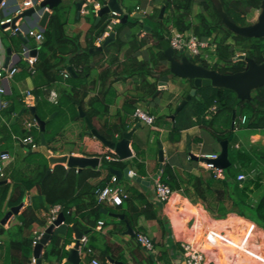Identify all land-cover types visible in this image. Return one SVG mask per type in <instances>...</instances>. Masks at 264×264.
<instances>
[{
    "label": "trees",
    "instance_id": "obj_1",
    "mask_svg": "<svg viewBox=\"0 0 264 264\" xmlns=\"http://www.w3.org/2000/svg\"><path fill=\"white\" fill-rule=\"evenodd\" d=\"M122 4L131 2L126 6L128 13H131L138 6L147 2L161 1V7L169 1L165 15L160 18L161 8H155L149 19L150 29L147 31L149 37L139 39L135 34L128 40H123L120 32L126 26H144V18L132 17L121 26L113 25L118 36L115 41L109 44L103 51L92 53L90 48L96 46V41L102 38L107 32L111 23V14L103 15L98 22L96 17L92 20V26L88 33V41L85 46L73 49L71 52L68 38L64 32L65 21L61 13L67 11L64 6L56 8L51 16V21L44 33V41L39 49L38 62L36 64V86L33 94L36 97V114L41 119L49 118L46 124L45 137L51 141L60 130L71 121L84 122L85 129L89 130L84 118L80 116L79 107L92 121L102 111L107 113L109 104L107 94L112 78L117 80L135 78L140 84L143 94L141 97H132L126 100V107L130 110L127 113H134L136 108L131 109L133 103L138 99L152 100L159 96L155 95L158 90L156 82L149 78L167 74L168 59L166 55V42H170L171 30L176 28L180 31L193 30L201 40L212 39L215 45L217 61L211 66L221 73H236L246 69L247 62L244 60L234 61L240 53L257 64L264 62V37H252L233 31L224 23L222 12L239 26L250 25L246 16L264 3V0H119ZM199 5L201 10L195 13V7ZM221 8V9H220ZM95 15L93 6L90 7ZM148 38L152 41L150 57L140 60L139 56L143 47L148 44ZM123 54L121 58L120 55ZM198 61L197 59H193ZM210 67L209 64L202 62ZM99 67L97 77L89 80L95 66ZM72 67L75 74L70 72L69 77L64 78L62 71ZM69 71V70H68ZM63 81L69 87L59 89L56 100H50V83ZM93 91L95 95L86 100L88 94ZM8 105L0 111V154L13 152L15 142L31 135L37 143L41 140V131L37 126L26 128L24 125L27 114L34 116L29 108L25 106L18 94L8 95ZM21 108L25 112L18 120L15 116ZM236 110L235 123L233 125V111ZM127 111V108H126ZM207 114L210 117L207 118ZM246 121L242 122V118ZM4 118V120H3ZM114 120V119H113ZM127 120V121H126ZM134 121V120H133ZM130 117L121 118L118 122L109 119L98 118L100 125L95 126L99 133L107 140L115 141L123 132L127 131L132 122ZM200 125L207 129L217 140L228 139L235 130L264 131V85L252 91L249 100H239L237 93L230 88L223 86L200 87L197 95L193 97L186 106L177 113L176 119L171 127L170 138L178 140L182 130ZM237 137L229 142V159L231 165L224 170V177H216L214 172L202 171L196 176L190 172L183 173V179L170 163L162 167L161 181L169 185L173 190L190 192L187 184H191L196 195L213 212L224 215L233 211L241 216L249 218L257 224L264 226V149L253 147L245 149L236 146ZM108 156L102 157L103 164L124 168L123 161H109ZM27 164L28 171L21 170L19 164ZM100 174L99 170L85 168L78 171L71 168L69 171L63 164L55 165L50 171L49 162L43 153H28L25 157L16 162L5 165L3 176L0 180L11 179V182L0 183V219L2 210L7 204L9 208L20 205L26 193L37 186L43 201L51 206H60L64 213V224L56 229L50 242L49 251L43 254L56 257V264H61L69 251L61 244L62 234L71 224L86 232L94 227L101 217V205L92 193V186L89 182L91 177ZM245 175L239 179V175ZM127 194V193H126ZM128 194L126 196L128 198ZM87 200V201H85ZM215 203L216 208L213 207ZM41 204L34 200L21 213V221L18 227L20 237L11 239L7 245L12 255L14 264H32L33 240L31 226L39 221L37 212ZM75 206L76 214H72ZM132 210L134 207L129 205ZM149 206V204L147 205ZM83 212L81 218L78 214ZM143 211L137 210L135 218ZM4 226H0V233H4ZM1 250V248H0ZM144 247L140 244L135 252L134 264H155L156 260L152 255L146 254ZM138 255V258H137ZM89 258H94L93 250L88 253ZM90 259V260H91ZM101 263L109 264L102 256ZM124 264L127 262L124 260Z\"/></svg>",
    "mask_w": 264,
    "mask_h": 264
},
{
    "label": "crops",
    "instance_id": "obj_2",
    "mask_svg": "<svg viewBox=\"0 0 264 264\" xmlns=\"http://www.w3.org/2000/svg\"><path fill=\"white\" fill-rule=\"evenodd\" d=\"M23 1L24 0H5L6 5L1 8L2 15H15L16 10L22 5ZM80 1L82 0H65L63 6L67 8V11L61 13V18L65 21L64 32L69 39L68 44L71 52L73 49L87 44L92 20L94 17L97 19V11L95 15L92 14L89 0H87L79 10L77 8V2ZM107 3L108 1L105 4ZM120 5L128 13L126 6L131 5V2H127L126 4L120 2ZM162 7L161 1H150L140 5L143 12L138 11L136 8L131 13H128L129 19L136 17V14H141L143 16L139 18H144L148 23L144 26H126L120 32L121 38L126 41L134 34L139 37V39L149 37L146 34L149 30L148 27H150L149 19L154 13L155 8L162 9ZM111 15L112 17L114 16L113 13ZM121 17L120 15L114 16L118 21ZM50 21L51 17L48 19L45 26H40V18L32 15L30 17L21 18L19 24L24 31L31 27H35L41 28L45 33ZM111 30H113V28H109L107 34L96 41V46L103 43ZM117 36L118 33L116 34V38ZM26 37L31 45L30 48L37 45V40L34 37ZM151 44L152 41L148 38V44L141 50L139 56L140 60L150 57ZM24 46L27 45L18 34L15 35L12 31L6 30L0 25V69L17 68V71L12 77H4L2 81L6 91L4 94L0 95V111L8 105L9 102L6 98L8 95L18 94L25 104V93L27 91L33 93L36 81L39 80L36 78V71L34 73L29 71V67L23 56ZM170 47V42H166L165 51L169 52ZM120 57L122 58L123 54H121ZM98 71L99 67L96 65L89 80H94L97 77ZM63 72L64 70L62 74ZM69 72L71 71L69 70ZM162 75H158L157 78H149L151 82H156L158 89L160 88L158 85L159 77ZM64 78L67 77L64 76ZM66 86L69 87V85L63 81H56L48 85L51 91L54 90L56 92ZM191 87V81L176 77L171 79L165 87L160 89L159 96L152 100H142L140 98L133 103L131 109L141 108L155 117L154 123L149 125L137 119L134 113L126 114V112L130 110L129 107H126V100L132 97H141L143 94L142 89H140V84L136 83L135 78H128L125 80L112 78L107 94V101L109 104L108 112L103 113L101 111L93 121L90 120L94 127L100 125L98 122L99 117L109 119L110 121H115L117 119L118 122L121 121L122 117H130V120H134L127 130L130 131L136 128L133 140L130 144L133 157L127 160H120L101 140L90 133L89 130L85 129L84 122L82 121L76 120L67 123L60 132L48 142V149L51 154L100 158L99 165L96 168L85 167L100 171L98 176L89 179L93 188L92 193L95 194L97 200L98 191L108 185L118 186L129 196V199L125 198L124 203L119 206L113 205L107 201L100 202L98 200V203L100 202L99 204L101 205V217L94 227L85 232V235L88 238V246L93 250V254L95 255L94 258L99 261L102 256H105L109 264H124V260L127 264H134L133 256L135 252L138 251L139 246L137 236L139 234H147L153 239L155 248L152 252H148L147 250H144V252L145 255L150 254L153 256L156 260L155 264H185V256L181 242L195 240H201L202 245L206 249L205 264H245L244 255L250 256L252 259L264 264V226L233 211H228L224 215L213 212L196 195L192 185L189 183L187 187L190 189V192L186 193L182 190H174L168 202L161 201L155 193L154 182L152 181L158 171H160L159 143L162 144L164 152L163 167L166 163H170L176 172L181 175V179H183L182 176L185 171L199 176L202 174V171L209 170L206 162L192 159L191 154L202 158L205 157V155L218 154L221 151L220 140L214 138L207 129L202 128L200 125H194L182 130L178 140H172L170 138L171 127L175 121L171 116L175 113L178 105L185 98ZM94 95L95 92L91 91L86 100H89ZM4 102H7L6 106H3ZM22 109L25 108H21L20 111ZM20 111L15 116V120H18L17 117ZM206 117L209 118L210 114H207ZM35 120L34 116L27 114L24 122L25 127L28 128L27 123L35 122ZM137 123H140L138 127H136ZM34 126L39 128L38 124ZM234 136L237 137L236 146H242L245 149H252L253 147L264 149V131L237 129L234 131ZM120 138L121 136L118 137V139ZM38 144L40 143H37V145ZM28 149L29 146L22 143L21 139L16 141L15 150L9 153L12 158L7 161L5 165H9L25 157L29 153ZM109 152H112L115 158L109 161H123L126 163L125 167L120 168L118 166L113 167L103 164L102 157ZM26 165V163L19 164L20 169L28 171ZM55 165L57 164L52 166L49 165L50 171L54 169ZM63 165H65L68 171L71 169L68 168L66 164ZM128 166H131L134 173L147 181V183L143 184L134 179L123 177L121 180H117L116 183L112 184L111 179L114 175L111 174L110 169L115 168L124 170ZM85 168L76 169L80 171ZM11 181L10 178L7 179V182ZM34 200L41 204L37 212L39 221L34 222L30 230L34 240L37 236H42L46 228L50 225L48 218L55 206L51 207L47 205L40 196L39 188L35 186L26 193L18 214L12 215L6 224L3 225L5 231L4 233H0V264H14L13 257L9 253L7 245L11 239H18L20 237L18 227L21 221L19 217L24 209L28 205H31ZM148 204L149 206H147ZM129 205H132L134 210H132ZM213 207L216 208L215 203H213ZM11 208H9L7 204L4 206L1 219ZM188 208L192 209L195 213L188 212ZM137 210L143 212L135 218V212ZM72 214H76L75 206L72 208ZM82 214L83 212L78 214L77 217L80 219ZM116 214L119 216H116ZM101 221H103L104 224L100 225L99 223ZM63 224L64 222L59 227ZM128 224L132 229L133 235L128 233ZM74 225L77 230L82 231L76 224H71L62 234L61 238V244L64 245L68 251L76 243V232L73 229ZM213 231L225 237L224 239L226 240L219 239L216 244L209 243L207 240L208 234ZM50 242L44 247L43 254L49 251ZM219 243L232 247V252L227 251L225 262H222L220 259V253L224 248L218 245ZM68 255L62 260L61 264H73L68 261ZM80 255V264L90 263L91 258H89L87 253L81 252ZM56 260L54 256H48V258L43 257L42 263L56 264ZM248 264H250V262Z\"/></svg>",
    "mask_w": 264,
    "mask_h": 264
},
{
    "label": "water",
    "instance_id": "obj_3",
    "mask_svg": "<svg viewBox=\"0 0 264 264\" xmlns=\"http://www.w3.org/2000/svg\"><path fill=\"white\" fill-rule=\"evenodd\" d=\"M3 0H0V6ZM65 0H40L38 3L35 4L34 7L26 9L21 14L17 15L14 18V21H17L20 18L30 17L35 15L37 18H40V26H45L48 19L51 17L53 11L58 8L59 6H63ZM87 0H82L77 2V8L80 10L82 5ZM169 1L165 3L162 7L159 17L162 18L164 16L165 10ZM264 7V3L262 4ZM47 8V9H46ZM221 9V8H220ZM115 13L117 15L122 16L116 26L124 25L128 22L129 14L126 10L121 7L119 0H108V3L103 5L97 11V19L96 22L100 20L103 15ZM39 16V17H38ZM143 16L141 14H136V17ZM223 20L226 25H228L233 31L239 34L248 35L252 37H264V12L261 14L259 20L255 24H250L247 26H239L232 22L228 16L222 12ZM14 27V23L12 25ZM145 28V27H144ZM150 29V27H148ZM116 30H111L106 38L104 39L103 43L99 46H95L90 48V52H100L103 51L109 44L116 40ZM18 35L21 39L25 42V44L30 47V43L27 37L24 35L23 32L19 31ZM10 53V50H9ZM32 54H36V52H32ZM167 59H168V69L169 72L165 75L159 77L158 85L159 89L156 91L155 95L160 93V89L165 87L171 79L176 77L187 79L192 82V87L189 92L186 94L185 98L181 101L178 105L175 113L171 116L173 120L176 119V115L180 112L186 104L197 95V89L200 87H210V86H223L230 89H233L238 96L239 100H249L251 98L252 91L260 86L264 85V62L262 64H257L254 60L247 57L245 53L238 54L233 60H244L247 62L246 69L243 71H239L236 73H221L212 67L205 66L199 62L193 60L190 53L180 50L175 51L172 47L169 48V52H166ZM264 55V53H263ZM71 73L75 74V71L72 67H69ZM34 118L37 121L39 129L41 131V142L37 147L32 149H28L29 153H43L49 162V165L52 166L54 164H66L68 168H85V167H93L96 168L99 165L100 158L98 157H77L73 155H55L51 154L48 149V141L45 137V129L46 124L52 118L55 113H53L47 119H41L35 113L36 108L35 105L29 108ZM25 109H22L17 117L21 116ZM80 116L85 119L87 125L89 126V132L92 133L95 137L103 142V144L112 150L120 160H127L133 157V152L130 148V144L133 140V135L136 128L131 129L130 131H125L122 133L121 138L115 141L107 140L104 136H102L99 131L94 127L92 121L88 116H86L85 112L79 107ZM236 118V110L233 111V125L235 123ZM140 123H137L138 127ZM234 137V133L226 140H220L221 151L217 154L216 158H206L202 157L199 158L191 154V158L195 160H201L206 163H212L215 167L225 170L231 165V161L229 159V142ZM159 161H160V171L155 175V178L152 182L160 176L161 170L163 167L164 161V152L162 148V144L159 143ZM111 174L116 176L118 180H121L123 177L127 179H134L140 183H147L144 179L140 176L136 175L132 170L131 166L126 167L124 170H119L115 168L110 169ZM7 180H0V183H6ZM22 204L12 207L11 210L1 219V225L6 224L8 219L12 215H17ZM116 216H119L116 214ZM122 217V215H121ZM65 221L64 213L61 211L57 217V219L50 224L45 232L40 237L38 243L34 246L33 249V256L36 258V264H42L43 259V249L48 243L51 241L54 231L57 227H59ZM128 233L133 235L132 229L128 224ZM73 229L76 232L75 238L76 243L75 245L69 249L68 261L73 264H80L81 263V255H80V239L85 235L84 232L79 231L76 229L75 225Z\"/></svg>",
    "mask_w": 264,
    "mask_h": 264
},
{
    "label": "built area",
    "instance_id": "obj_4",
    "mask_svg": "<svg viewBox=\"0 0 264 264\" xmlns=\"http://www.w3.org/2000/svg\"><path fill=\"white\" fill-rule=\"evenodd\" d=\"M40 0H24L22 5L16 10L15 15L13 16H3L1 13V8H3L6 5L5 0L2 1L0 6V25L4 27L6 30L12 31L13 34H18L19 31L23 32L24 35L29 37H34L37 40V45H35L33 48H30L28 46H24L23 48V56L25 61L27 62V65L29 67V71L31 73H34L36 71V64L38 62V51L41 48V45L44 41V31L41 28H35L31 27L27 29L26 31L23 30L21 25L19 24V20L14 21V18L21 14L26 9L32 8L35 6L36 3H38ZM108 0H89L91 6H93L94 11H98ZM47 9V8H46ZM138 11L143 10L140 8V6L137 7ZM114 16H117V14L113 13ZM114 16L111 18V23L109 25V28L111 29L113 25L117 23V19L114 18ZM14 23V27L12 26ZM108 28V29H109ZM107 32H105L104 35H106ZM170 46L175 51L184 50L192 56V58L197 59L199 63L202 64V62H205L212 66L217 61V55L215 54V45L212 42V39H205L201 40L199 37L195 34L193 30H185L180 31L176 28H172L171 30V36H170ZM36 52V54H32V52ZM215 57V58H214ZM214 58V59H213ZM17 71L16 67L12 68H6V69H0V95L4 94L6 89L4 85L2 84V81L4 77H12L15 72ZM63 75L65 77H69L70 72L68 70H64ZM58 97V93L56 91L50 92V100L54 101ZM24 102L27 107H32L35 105L36 97L31 91H27L24 96ZM7 102L3 103V106H6ZM134 116L139 119L140 121L147 123L149 125H152L155 121V117L148 112L144 111L141 108H137L134 112ZM246 121V117L244 116L242 118V122ZM37 122H28L27 127L31 128L32 126L36 125ZM21 142L25 145L29 146V149H32L34 147H37V143L33 136L28 135L27 137H24L21 139ZM206 158H216L217 154H211V155H205ZM11 155L8 152H4L0 154V176H3V168L5 166V163L11 159ZM109 160H114L115 158L113 156H108ZM207 167L211 169L214 172V175L216 177H224V170L219 169L215 167L212 163H206ZM162 172V171H161ZM160 176L155 180L154 187H155V193L157 197L163 201L168 202L173 193L174 190L167 184L161 181ZM239 179H244L245 175L241 174L238 176ZM117 177L112 176L111 182L116 183ZM127 194L123 192L121 188H119L116 185H108L98 191V200L100 202L107 201L113 205L119 206L124 203V199L126 198ZM61 212L60 206H55L54 209L51 212V215L48 218L49 224H52L58 217V213ZM1 223V221H0ZM100 225L104 224L103 221L99 223ZM1 225V224H0ZM41 236H37L34 240V246L38 243ZM225 237H222L220 234L216 232H211L208 234V242L211 244H216V242L224 239ZM138 243L144 247L148 252H152L155 248L153 239L147 235V234H139L137 236ZM181 246L184 252L185 256V264H205V258H206V249L202 245L201 240H195V241H182ZM80 253H90L91 248L88 246V238L86 235H84L80 239ZM31 263L36 264V258L34 256L31 257ZM44 264V263H42ZM89 264H103L98 259L92 258Z\"/></svg>",
    "mask_w": 264,
    "mask_h": 264
},
{
    "label": "rangeland",
    "instance_id": "obj_5",
    "mask_svg": "<svg viewBox=\"0 0 264 264\" xmlns=\"http://www.w3.org/2000/svg\"><path fill=\"white\" fill-rule=\"evenodd\" d=\"M216 1H218V0H216ZM201 10V7L199 6V5H196V7H195V13L196 12H198V11H200ZM264 12V7L263 6H261V7H259L258 9H255V10H253L252 12H250L247 16H246V19H247V21H248V23H250V24H255L258 20H259V18H260V16H261V14ZM215 58V57H214ZM213 58V59H214ZM211 67V66H210ZM188 212H190V213H195L194 211H192V209H190V208H188V210H187ZM233 239H236V238H233ZM237 241H239L238 239H236ZM218 245H221V246H223L222 248H224L223 250H222V252L220 253V259H221V261L222 262H225V257H226V255H227V251H229V252H232V247H230V246H228V245H223V244H221V243H219ZM219 248H221V247H219ZM227 248V249H226ZM261 253V252H260ZM244 258H245V261H246V263L245 264H248L249 262H250V264H259L260 262L259 261H256L255 259H252L250 256H247V255H244L243 256ZM260 264H263V263H260Z\"/></svg>",
    "mask_w": 264,
    "mask_h": 264
}]
</instances>
